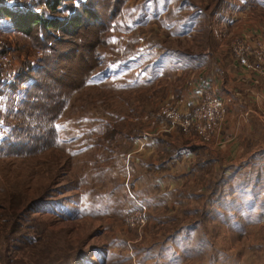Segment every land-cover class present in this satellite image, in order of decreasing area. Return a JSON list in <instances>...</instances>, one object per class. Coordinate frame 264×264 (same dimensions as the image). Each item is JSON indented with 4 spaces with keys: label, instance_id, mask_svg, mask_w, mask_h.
Returning <instances> with one entry per match:
<instances>
[{
    "label": "rangeland",
    "instance_id": "obj_1",
    "mask_svg": "<svg viewBox=\"0 0 264 264\" xmlns=\"http://www.w3.org/2000/svg\"><path fill=\"white\" fill-rule=\"evenodd\" d=\"M14 2L48 15L42 0ZM115 21L108 31L94 25L62 37L49 79L67 105H46L43 116L42 106L26 111L23 155L0 157V264H205L204 255L191 261L172 252L184 224L228 251L230 264H264V107L242 97L255 112L251 133L238 121L245 111L226 106L211 141L195 128L159 127L167 104L183 114L175 99L193 84L214 75L226 84L228 72L244 70L232 44L253 34L252 25L264 27V0H125ZM3 23L0 54L10 64L0 67V142L30 86L17 88L16 78L44 57L36 28L27 38ZM53 113L56 147L26 146ZM234 148L236 155L225 153ZM227 171L236 182L224 198L236 196L222 208L238 214L239 234L214 213Z\"/></svg>",
    "mask_w": 264,
    "mask_h": 264
},
{
    "label": "trees",
    "instance_id": "obj_2",
    "mask_svg": "<svg viewBox=\"0 0 264 264\" xmlns=\"http://www.w3.org/2000/svg\"><path fill=\"white\" fill-rule=\"evenodd\" d=\"M125 0H42V4L46 7V15L37 10L24 7L22 3L7 2L0 4V22H5L6 27H11L15 32L30 38L37 29L33 41L40 47L44 53L41 64L32 66L29 71L21 73L16 78L17 88L23 84L30 83L26 91V99L21 104V108L17 111L15 119L16 125L11 129L9 135L0 142V157H13L23 155L19 150L24 147L21 130L26 131V111L35 110L34 107L42 106L39 114L44 115L49 110L46 105L54 107L57 104L67 105V101H62L58 96L56 81L49 79L50 72L56 66H52V59L57 55L55 52L58 45L64 40L62 37H75L82 28L98 25L102 31H108L115 27V19L120 15ZM41 40V41H40ZM40 42V43H39ZM56 54V55H55ZM95 61V66L97 65ZM87 70L91 71L89 66ZM53 71V70H52ZM31 72V73H30ZM93 73L84 79V84L88 85ZM19 85V86H18ZM55 85V88H54ZM53 86V87H52ZM58 100L55 104V100ZM32 109V110H31ZM51 116L43 121L41 126L30 130L31 137L28 138L26 146L32 147L42 146V150L46 147H56L57 142L53 134H56V123L60 118L59 113ZM50 137V140L48 139ZM42 138V143L39 139ZM49 144V145H48Z\"/></svg>",
    "mask_w": 264,
    "mask_h": 264
},
{
    "label": "crops",
    "instance_id": "obj_3",
    "mask_svg": "<svg viewBox=\"0 0 264 264\" xmlns=\"http://www.w3.org/2000/svg\"><path fill=\"white\" fill-rule=\"evenodd\" d=\"M260 28L264 30L263 26H261ZM256 29H258V27L252 25V28H250L249 30L257 32ZM263 30L262 32H264ZM228 76L229 79L226 84H221V81L219 80L221 75H214L213 77H204V79H202L197 84H193L190 92L186 96L184 95L181 98L175 100L178 102H183V106L186 105L191 107L201 99L202 95L205 92L212 91L218 94L221 98L226 101L227 108H229V110L233 114L238 111H245V115L240 116L238 118V121H243L244 123L247 122L248 131L252 133L254 132V128L253 126L252 128H250V126L253 122H255V112L252 110V108L246 107L244 105L245 99L242 97H247L248 101L254 100L253 105L255 107L257 106V108H259V111H262V108L264 107V79L256 75L249 74L246 71L240 68L238 69L236 67L234 70L228 72ZM136 140L137 141L135 143L139 141V139ZM154 141L156 142L158 140ZM187 153L192 155L191 150H186V154ZM225 153L236 155L238 151L234 148L230 151H225ZM246 169H251V171H253L251 167H247ZM225 174H227V179L222 181V190H219L220 192L218 191L219 193H221V196L219 199H215L213 201L214 203L219 205V208L217 209L216 207V210L214 212L215 218L219 221V224L221 226L224 225L229 228L232 232L239 234L241 232H245V230L243 228H240V226L238 227L237 223H233L234 219L238 218V214L231 211L232 208L229 205L227 207L222 208L223 203L232 204L228 202L232 201L234 196H236L235 192L232 198H224L225 195L223 194H227L225 190L230 187H234V183L236 182V179H234L235 171L230 173L227 171ZM254 196L255 195H253L252 197H247L252 198L254 200ZM246 216L249 217L248 215ZM183 226L184 227L180 230L181 233L177 234V238H182V241L176 240L174 251H172L173 253L176 251H182L184 255L183 257H185V259L188 258V260L191 259V261L200 259L201 255H204L203 258H205L206 260L205 264H230L229 262L231 261V258L233 256L228 251L224 250L222 247L214 246L210 239L205 235L202 239H195L196 236L201 233L198 227H196L195 229L193 226L190 227L186 224H184ZM178 231L179 230H174L169 236L175 235ZM166 246H169V244H167ZM166 246L164 248H166Z\"/></svg>",
    "mask_w": 264,
    "mask_h": 264
},
{
    "label": "built area",
    "instance_id": "obj_4",
    "mask_svg": "<svg viewBox=\"0 0 264 264\" xmlns=\"http://www.w3.org/2000/svg\"><path fill=\"white\" fill-rule=\"evenodd\" d=\"M257 32L243 35L237 38L232 44V52L235 61L239 63L247 73L256 75L264 79V32L263 29H256ZM264 31V30H263ZM1 50V49H0ZM0 67H7L10 64V59L7 55H2ZM178 104L171 102L166 105V108H161L160 125L162 129H166L170 122L171 129H176L177 126L183 128L185 133L195 132L201 136L203 141H211L215 134L221 130L222 123L227 119V108L225 100L218 94L207 91L201 99L194 105L186 106L183 114L176 110ZM183 116L187 118L183 119ZM189 153L184 157H190ZM141 212L133 213L134 218Z\"/></svg>",
    "mask_w": 264,
    "mask_h": 264
}]
</instances>
